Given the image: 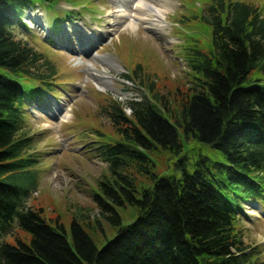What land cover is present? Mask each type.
Listing matches in <instances>:
<instances>
[{
    "label": "trees",
    "instance_id": "trees-1",
    "mask_svg": "<svg viewBox=\"0 0 264 264\" xmlns=\"http://www.w3.org/2000/svg\"><path fill=\"white\" fill-rule=\"evenodd\" d=\"M61 1L41 0L51 7ZM35 4L40 3L0 0V264H257L249 261L235 225L245 201L242 193L251 195L264 181L262 9L209 0L200 18L210 32V48L193 47L187 54L192 86L179 97L177 109L153 94L152 85L150 97L143 94L128 103L112 99L103 108L114 136L99 134L104 139L94 149L110 180L99 183L103 198L92 199L101 216L119 226L97 248L76 222L71 244L58 220L55 226L47 223L41 210L27 208L23 199L36 187V160L26 152L29 138L19 133L27 103L39 98L29 95L20 79L24 75L50 87L53 74L43 55L12 32L25 28V12ZM39 64L50 72L41 73ZM190 137L219 151L225 163L200 156L192 172L178 162L179 178L153 172L148 152L161 147L178 154L182 140ZM133 173L152 182L139 197ZM126 203L138 208V216L121 225L112 204ZM15 216L30 234L28 243L2 241Z\"/></svg>",
    "mask_w": 264,
    "mask_h": 264
},
{
    "label": "rangeland",
    "instance_id": "rangeland-1",
    "mask_svg": "<svg viewBox=\"0 0 264 264\" xmlns=\"http://www.w3.org/2000/svg\"><path fill=\"white\" fill-rule=\"evenodd\" d=\"M33 1L40 4L25 12V28L17 26L12 32L43 55L53 74L48 80L50 87L24 75L20 79L29 95L40 98L27 103L19 133L29 138L26 152L36 160V187L23 199L27 208L41 210L47 223L55 226L58 220L71 244V224L76 222L101 248L119 226L103 218L92 199L94 195L103 198L99 183L110 180L106 164L94 149L96 142L104 139L99 134L113 135L103 108L112 99L128 103L140 101L143 94L150 97L148 87L152 85L153 94L163 96L177 109L179 97L192 86L187 54L193 47L203 52L210 48V32L200 18L206 15L209 0H170L161 32L124 28L110 36L104 33L115 0H65L53 7ZM235 1L259 7L264 13V0ZM88 64L105 71L109 78L99 79L101 75ZM48 65L39 64L37 69L47 75ZM66 111L70 117L63 122L61 114ZM147 154L154 173L177 178L182 175L180 160L188 172L200 156L225 163L219 151L192 137L182 140L178 154L161 147ZM133 176L139 197L152 182L142 175ZM242 195L245 201L236 231L249 261L264 264V181L251 195ZM112 205L121 225L131 224L138 216L135 205ZM16 238L28 243L30 234L18 226L15 216L2 241L16 245Z\"/></svg>",
    "mask_w": 264,
    "mask_h": 264
},
{
    "label": "bare ground",
    "instance_id": "bare-ground-1",
    "mask_svg": "<svg viewBox=\"0 0 264 264\" xmlns=\"http://www.w3.org/2000/svg\"><path fill=\"white\" fill-rule=\"evenodd\" d=\"M169 9L170 0H115L114 12L109 16V28L104 34L110 36L119 29L133 31L140 27L152 32H161L166 26L164 20ZM88 65L91 71L101 75L99 79L109 78L105 71H97L92 65ZM69 117L66 111L61 114V121L65 122Z\"/></svg>",
    "mask_w": 264,
    "mask_h": 264
}]
</instances>
